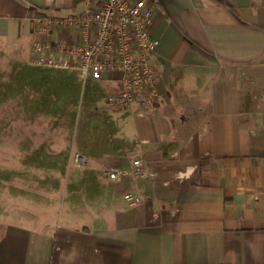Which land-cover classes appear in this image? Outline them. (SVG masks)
<instances>
[{"label":"crops","instance_id":"0c3cea01","mask_svg":"<svg viewBox=\"0 0 264 264\" xmlns=\"http://www.w3.org/2000/svg\"><path fill=\"white\" fill-rule=\"evenodd\" d=\"M146 2L159 102L113 109L119 79L68 71L82 81L69 140L26 147L0 173V264H264V0ZM99 6L0 0V41L31 60L37 39L79 37L38 34L41 15ZM132 157L147 169L101 175Z\"/></svg>","mask_w":264,"mask_h":264},{"label":"built area","instance_id":"2783aa9c","mask_svg":"<svg viewBox=\"0 0 264 264\" xmlns=\"http://www.w3.org/2000/svg\"><path fill=\"white\" fill-rule=\"evenodd\" d=\"M154 12L146 0H100L96 9L81 14L57 17L43 14L37 19L36 32L70 27L79 31L76 41L60 39L56 43L35 40L31 62L54 69L76 70L82 79L89 77L119 79L121 89L109 96L113 109H148L160 100L157 69L152 63L159 39L152 27ZM77 165L84 163L76 155ZM147 169L146 160L132 157L130 169L101 167L102 176L116 180L124 175H138ZM124 198L139 203L137 194Z\"/></svg>","mask_w":264,"mask_h":264},{"label":"rangeland","instance_id":"374dc122","mask_svg":"<svg viewBox=\"0 0 264 264\" xmlns=\"http://www.w3.org/2000/svg\"><path fill=\"white\" fill-rule=\"evenodd\" d=\"M68 71L33 64L27 54L0 41V173L26 147L66 142L78 119L72 84L79 90L82 85Z\"/></svg>","mask_w":264,"mask_h":264}]
</instances>
